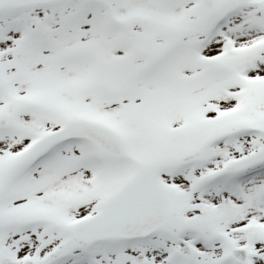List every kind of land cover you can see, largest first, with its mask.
<instances>
[{"label": "snow or ice", "instance_id": "obj_1", "mask_svg": "<svg viewBox=\"0 0 264 264\" xmlns=\"http://www.w3.org/2000/svg\"><path fill=\"white\" fill-rule=\"evenodd\" d=\"M0 264H264V0H0Z\"/></svg>", "mask_w": 264, "mask_h": 264}]
</instances>
